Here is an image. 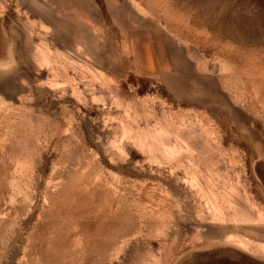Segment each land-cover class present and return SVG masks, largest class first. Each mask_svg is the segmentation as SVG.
I'll return each mask as SVG.
<instances>
[{"label": "rangeland", "instance_id": "obj_1", "mask_svg": "<svg viewBox=\"0 0 264 264\" xmlns=\"http://www.w3.org/2000/svg\"><path fill=\"white\" fill-rule=\"evenodd\" d=\"M0 264H264V0H0Z\"/></svg>", "mask_w": 264, "mask_h": 264}]
</instances>
